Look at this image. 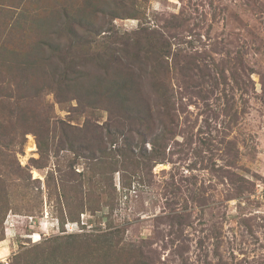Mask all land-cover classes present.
<instances>
[{"label": "rangeland", "instance_id": "374dc122", "mask_svg": "<svg viewBox=\"0 0 264 264\" xmlns=\"http://www.w3.org/2000/svg\"><path fill=\"white\" fill-rule=\"evenodd\" d=\"M0 264H264V0H0Z\"/></svg>", "mask_w": 264, "mask_h": 264}]
</instances>
